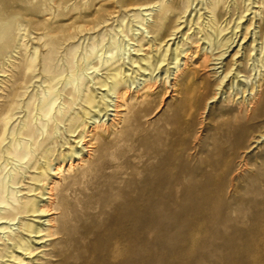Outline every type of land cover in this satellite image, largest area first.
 Here are the masks:
<instances>
[{
	"label": "bare ground",
	"instance_id": "obj_1",
	"mask_svg": "<svg viewBox=\"0 0 264 264\" xmlns=\"http://www.w3.org/2000/svg\"><path fill=\"white\" fill-rule=\"evenodd\" d=\"M208 69L202 116L227 80L240 101L200 171L139 140L135 110ZM75 169L103 193L60 230ZM0 264H264V0H0Z\"/></svg>",
	"mask_w": 264,
	"mask_h": 264
},
{
	"label": "rangeland",
	"instance_id": "obj_2",
	"mask_svg": "<svg viewBox=\"0 0 264 264\" xmlns=\"http://www.w3.org/2000/svg\"><path fill=\"white\" fill-rule=\"evenodd\" d=\"M127 1V0H123ZM124 4V3H123ZM126 4V3H125ZM124 4V5H125ZM121 7V6H120ZM115 15L120 14L123 9H119V6H114L112 10ZM247 38L242 46L244 52V60L241 68V75L249 77V71L247 69L248 59L252 58L253 52L250 50L249 44L251 40ZM144 54L150 55L148 47L144 48ZM229 54L223 61L224 71H228L231 63V56ZM193 68V67H191ZM185 78L178 79L176 86L174 87V93L165 87L162 83H158L155 86H151L146 95H143L142 100L138 103H142L141 107L135 112H138V122L140 128L136 133V137L142 140L150 146V149H155L157 146H163L165 144L171 145L168 149V154L179 160L184 159L186 155H190L192 159L193 167L202 170H207L206 163L219 165L226 160V156L222 155L223 150L226 148V140L224 134L228 131L231 121L236 117L235 113H230V110L236 108L237 101H240L239 97H234L235 93L228 90L229 82H225L223 91L228 94V97H224L214 104L210 105L207 113L202 116L204 103L206 100L211 99L214 96V91L217 85V76L215 77L208 69V89H203L202 80L190 78V85L192 92L189 93L187 85L185 87ZM184 89L186 90V97L193 98L197 101V104L190 108L188 105L183 104ZM119 126L116 130L119 131ZM253 151L249 157L254 155ZM177 158L174 159V163H177ZM172 164L173 160H171ZM75 169V175L70 177L63 170L58 177L54 180L60 181L62 184L69 186L71 192H76L75 196H69L64 203L65 218L59 216L58 228L61 230L65 228H72L75 226L72 224V219H82V212H84L91 201H96L101 198L103 190L96 189L94 185H90L89 177H83ZM24 178L20 188L22 193H26L28 187H32L33 184L28 179ZM70 192V195L72 193ZM55 218V217H54ZM42 235L39 241L37 254L45 252V254L52 251L51 240L44 238ZM39 257H41L39 255Z\"/></svg>",
	"mask_w": 264,
	"mask_h": 264
}]
</instances>
